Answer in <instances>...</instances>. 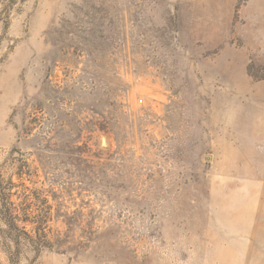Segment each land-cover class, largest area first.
Instances as JSON below:
<instances>
[{
  "label": "rangeland",
  "instance_id": "rangeland-1",
  "mask_svg": "<svg viewBox=\"0 0 264 264\" xmlns=\"http://www.w3.org/2000/svg\"><path fill=\"white\" fill-rule=\"evenodd\" d=\"M20 171L46 237L0 264H264V0H0Z\"/></svg>",
  "mask_w": 264,
  "mask_h": 264
},
{
  "label": "trees",
  "instance_id": "trees-1",
  "mask_svg": "<svg viewBox=\"0 0 264 264\" xmlns=\"http://www.w3.org/2000/svg\"><path fill=\"white\" fill-rule=\"evenodd\" d=\"M21 170H23L21 168ZM24 172H16L14 175L17 179V183L12 181V176L3 181L0 178V221L5 226L4 240L9 239L13 242L16 249L21 243V238L18 234L25 236L26 244L35 245L33 238L39 236L41 238L46 237L45 228L43 227V216L40 215L39 206L33 204V201H37L40 204L38 196L29 191L25 187L23 181ZM1 177V175H0ZM15 198L13 201L12 198ZM46 202V201H44ZM43 202V203H44ZM36 207L33 209V207ZM28 225H32L31 232L33 235L25 230Z\"/></svg>",
  "mask_w": 264,
  "mask_h": 264
},
{
  "label": "built area",
  "instance_id": "built-area-1",
  "mask_svg": "<svg viewBox=\"0 0 264 264\" xmlns=\"http://www.w3.org/2000/svg\"><path fill=\"white\" fill-rule=\"evenodd\" d=\"M140 102H141V100H140Z\"/></svg>",
  "mask_w": 264,
  "mask_h": 264
}]
</instances>
